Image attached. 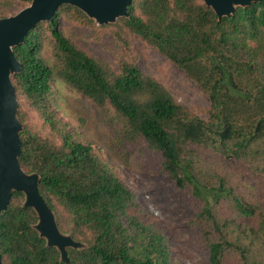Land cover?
<instances>
[{"label":"trees","instance_id":"obj_1","mask_svg":"<svg viewBox=\"0 0 264 264\" xmlns=\"http://www.w3.org/2000/svg\"><path fill=\"white\" fill-rule=\"evenodd\" d=\"M17 1L21 8L31 2ZM127 12L114 25L96 27L62 5L13 49L22 65L12 77L17 97L43 121L39 130L18 106L19 164L39 175V193L60 231L86 246L68 249L70 264H171V256L134 195L53 113L58 83L110 109L124 140L146 144L156 168L190 193L209 264H264V0L220 21L202 0H133ZM59 19L110 30L119 43L115 67L78 47L58 29ZM134 36L200 87L210 102L206 120L139 69ZM230 159L237 165L229 167ZM244 175L260 185L248 188ZM23 198L14 192L0 212L4 264H65L32 229L37 216L22 207Z\"/></svg>","mask_w":264,"mask_h":264},{"label":"rangeland","instance_id":"obj_2","mask_svg":"<svg viewBox=\"0 0 264 264\" xmlns=\"http://www.w3.org/2000/svg\"><path fill=\"white\" fill-rule=\"evenodd\" d=\"M22 9L17 0H0V12L8 17ZM57 27L94 59L115 67L119 43L110 30L96 32L64 19L58 20ZM131 42L138 57L139 69L157 79L178 103L206 120L210 102L200 87L140 37L134 36ZM54 89L53 113L70 132L94 147L121 184L134 195L140 208L147 214L146 218L159 228L167 240L171 264H209V250L201 241L200 229L193 225L195 210L190 193L177 189L175 183L156 168L146 144L133 147L124 140L110 109H98L91 100L61 83L55 85ZM17 100L18 105H22L29 114L32 124L41 130L43 121L21 98L17 97ZM230 160L229 167L237 165L235 159ZM243 182L248 188L260 185L250 175H244Z\"/></svg>","mask_w":264,"mask_h":264},{"label":"water","instance_id":"obj_3","mask_svg":"<svg viewBox=\"0 0 264 264\" xmlns=\"http://www.w3.org/2000/svg\"><path fill=\"white\" fill-rule=\"evenodd\" d=\"M133 0H31L17 14L0 19V212H5L12 194H23L22 207L31 208L37 216L32 229L46 247L58 251L60 261L70 264L68 249H84L71 235L60 231L56 216L39 193V175L26 173L19 164L23 124L18 118V100L12 77L22 71L13 49L21 46L28 33L42 22H49L62 5L79 9L97 26L115 24L127 18ZM218 20L230 17L237 8L260 0H202ZM0 264H4L0 255Z\"/></svg>","mask_w":264,"mask_h":264}]
</instances>
